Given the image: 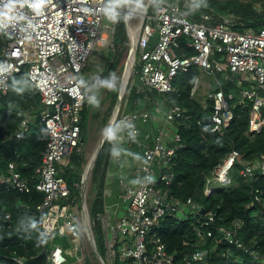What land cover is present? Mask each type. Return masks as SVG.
Returning a JSON list of instances; mask_svg holds the SVG:
<instances>
[{"label": "built area", "instance_id": "built-area-1", "mask_svg": "<svg viewBox=\"0 0 264 264\" xmlns=\"http://www.w3.org/2000/svg\"><path fill=\"white\" fill-rule=\"evenodd\" d=\"M107 2L42 0L40 7L34 9L33 0H0V34L5 42L4 58L0 59V92L6 94L12 77L25 70L40 95L44 109L39 119L48 133L36 183L31 184L17 163L9 162L5 169L0 168V187L25 194L33 190L43 193V200L35 207L41 214L40 233L49 238L60 235L75 240L73 251L76 255L78 241L84 232L94 248L91 223L85 206L79 202L82 199L84 203L86 178L80 197L72 199L61 166L68 165L67 159L80 149L83 140L82 113L91 104L89 101L98 81L91 78L87 85L82 74L96 46L105 39L102 30L108 12ZM9 3L13 5L10 9L7 7ZM190 7L188 0H150L142 15L137 38L133 37L134 27L127 19L131 43L129 53L130 57L133 56L131 74H136L138 82L150 91L169 93L175 90L180 74L199 69L215 83L206 95V100L213 102L212 131L223 134L235 118L234 107L241 105L249 109L250 133H260L264 130V27L239 31L235 29L237 22L231 15L217 18L203 13L193 19ZM221 75L235 85L236 92H225ZM102 82H105L104 78ZM200 87L198 76L192 89L193 96H197ZM206 100L201 101L204 107ZM185 113L182 106L170 105L166 119L174 122ZM17 114L21 121L15 137L19 139L28 130L32 115L24 109H19ZM117 116L118 113L115 119ZM149 117L148 112L122 114L118 127L127 140L136 142L141 133L140 123L148 121ZM180 140L176 131L174 144L169 146L159 134L154 144L144 150L135 185L125 186L119 194L125 213L110 232L107 216L104 213L99 215L107 232V253L112 255L109 264H115L116 259L121 264L174 263V255L169 253L162 239L151 236L153 228L166 215H186L202 209L192 198L187 199L185 206H180L169 196L168 187L175 179L172 169L175 145ZM157 160L158 179L153 171ZM239 161L243 164L240 171L243 177L254 179L259 173L264 175V156L257 161H244L241 153L233 149L215 169V179L222 185L231 183L230 172ZM213 188L207 187L206 192L211 193ZM261 195L262 191L256 189L255 199L261 200ZM4 219L10 220L11 213L5 212ZM214 222L211 213L196 228L197 233L201 235L204 228L208 230L207 235H212ZM243 224V220L236 219L231 227L219 229L230 243L246 249L240 234ZM71 253L70 248L55 244L48 253L49 264H65ZM208 253V249H198L186 264H195ZM77 259L82 260L78 255ZM13 260L16 264L26 262L18 255Z\"/></svg>", "mask_w": 264, "mask_h": 264}, {"label": "trees", "instance_id": "trees-1", "mask_svg": "<svg viewBox=\"0 0 264 264\" xmlns=\"http://www.w3.org/2000/svg\"><path fill=\"white\" fill-rule=\"evenodd\" d=\"M188 1L191 3L189 13L193 19L199 18L203 13L213 14L217 18L231 15L236 19L235 29L239 31L264 27V0ZM107 6L114 16L113 45L107 55L110 56V64L122 65L129 55L131 45L125 20V0H108ZM4 48L5 42L0 34V59L4 58ZM198 76L196 68L180 74L175 82V90L169 93H148L135 82H131L127 88L125 98L135 107L144 104L149 106L150 95V100L161 97L168 105H180L186 109L184 117L176 120L181 140L175 145L176 155L172 163L175 179L168 191L169 196L180 206H185L187 199L192 198L203 209L186 215H166L155 225L151 236H159L166 244L169 253L174 255L173 264H186L187 259L198 249H208L209 253L195 264H264V175L259 173L254 179L243 177L240 173L243 164L240 161L235 163L230 172L231 183L215 186L220 182L215 179L214 174L217 166L233 149L241 153L244 161L261 159L264 156V130L252 135L249 131V109L238 105L234 107L235 118L225 132H213L212 100H206L207 105L204 107L198 96L192 95ZM223 81L227 94L236 92L232 82ZM117 99L118 95L115 93L113 106ZM19 109L35 115V118L31 119L24 135L17 139L15 132L21 121L17 114ZM43 109L40 95L33 88L25 70L12 77L6 94L0 92V168L5 169L9 162L17 163L23 175L31 180V184L36 183L42 154L48 141L47 130L39 119ZM88 111V107H85L82 113L83 141ZM108 138L95 162L93 178L99 186L89 208L97 248L103 257L107 253L106 232L99 215L104 210L102 194L112 148L111 136ZM83 163V155L77 149L62 171L70 185L72 199L80 197ZM209 186L214 187L211 193L206 192ZM256 189L262 191L259 201L254 197ZM43 197V193L37 190L25 194L0 187V206L3 207L0 210V264H16L13 260L15 255L25 258V264H49L48 253L64 239L60 235L49 238L40 233L41 214L35 207ZM185 211L188 212L187 206ZM5 212L11 213L10 220L4 219ZM211 213L215 217L213 234L207 235L208 230L204 228L202 234H198L196 228ZM236 219L244 221L240 234L246 249L230 243L219 229L222 226L231 227ZM121 263L116 259L115 264Z\"/></svg>", "mask_w": 264, "mask_h": 264}, {"label": "rangeland", "instance_id": "rangeland-1", "mask_svg": "<svg viewBox=\"0 0 264 264\" xmlns=\"http://www.w3.org/2000/svg\"><path fill=\"white\" fill-rule=\"evenodd\" d=\"M150 0H141V4L139 7L136 6L135 0H125V20L133 25V27H138L140 26L141 20H142V15L144 14V11L148 5ZM142 11V12H141ZM113 13L112 12H107L106 18H105V23L103 27V34L105 39L100 42L99 45L96 46L89 62L86 67V69L83 72V79L85 82L89 83V80L91 77L95 78L98 80L97 82V88L93 92V97L95 98L96 101H98V104H96L94 110L91 111L89 115V121H88V127L85 132V139L83 143L80 145V152L83 155L84 158V163L82 166L81 170V183H80V188L82 190V185H83V176L84 172L86 170V166L90 160V157L93 155L94 152L97 151L98 147L100 146L104 136H105V131L107 126L109 125V122L114 114V111L117 107V103L113 106V96L116 93L120 95V88L122 86V80L124 77V72H125V67L127 64V61L129 59L130 53L128 57L126 58L125 62L122 65H114L110 64L111 59L110 56H108V52L111 50L113 42H112V33H113ZM224 67H226L225 63H222ZM105 79V82L113 85L112 88L106 87L105 82L101 83V79ZM220 79L223 81L224 77L220 76ZM100 80V82H99ZM213 78L206 77L205 80L203 81L204 83L201 89H199L197 96L199 99L206 100L205 96L207 95L208 91L212 88L215 87V83L213 84ZM135 82L136 85H138L141 89H145L148 91V93H153L154 91H150L146 87H144L141 83L138 82L136 78V74L133 75L131 74L129 83L127 85V88L130 83ZM127 89L125 91V94L123 95L121 99V103L118 109V116L115 119L113 125L111 126L107 136H106V141L107 138L110 135H113L114 132L116 131L118 127V120L119 117L124 113L123 105L128 101L125 96H126ZM148 100L151 101V106H153L152 101L150 100L152 96H148ZM117 99V102H118ZM155 100V99H154ZM108 143H109V138H108ZM107 143V145H108ZM71 158V157H70ZM70 158L67 159L70 161ZM67 161V162H68ZM95 166V165H94ZM63 171V167L61 168ZM93 170L94 167L85 181V187H84V203L82 202V199L80 202V205L83 204L85 206V212L87 215V219L91 223V227H93L92 224V219L90 216V204L94 200L97 194L98 190V184H96V180L93 178ZM222 184L216 183L215 186L220 187ZM81 190H80V195H81ZM93 230V229H92ZM98 238L100 239V235L97 234ZM107 245H108V240L105 239ZM79 242V251H78V257H81L82 260L79 261L77 259L76 253L73 251V247L76 244L75 241L70 242V251L72 252L71 254V261L74 262L75 264L77 263L76 261H79L80 264H102V262L99 260L97 257L94 248L89 241L86 233H83L82 239ZM112 256V255H111ZM108 253L105 254V257H103L104 261L106 264H109L110 260L112 259Z\"/></svg>", "mask_w": 264, "mask_h": 264}, {"label": "crops", "instance_id": "crops-1", "mask_svg": "<svg viewBox=\"0 0 264 264\" xmlns=\"http://www.w3.org/2000/svg\"><path fill=\"white\" fill-rule=\"evenodd\" d=\"M197 70L199 71V77L201 79V87H202L203 86L202 83H204L203 81L205 80L206 77L209 76L206 73L202 72L201 70L199 69ZM85 83L89 85L90 80L89 83L87 82ZM200 100L203 101V99ZM152 103L153 106H151V104L149 106H147L148 104L147 105L144 104V106L138 105L137 107H135L131 103V101L128 100L125 103V105H123V109H124L123 114L132 113V112H139V113L148 112L150 114L148 121L142 122L139 125L141 129V133L138 138V141L131 142L127 140L120 127H117L114 134L110 135L112 141V146H111L112 148H111L109 164L106 172L105 186L102 194L104 200V210L102 213H104L108 219V223H107L108 226L107 229L109 230L108 232H110V229L116 225L117 221L125 213V206L120 201L119 194L121 189H123L125 186L135 185L136 177L140 170V164L144 157L143 154L144 150L147 147H151L154 144L155 139L159 134H162V140L164 143L168 144L169 146L174 144L173 137L175 132L177 131V123L176 121L168 122L166 119L167 111L170 105H168L165 102V100L161 97H156L155 100L152 101ZM95 106L96 104L95 105L90 104L87 106L89 109L88 121H89V115L91 111L94 110ZM34 118L35 115H32L31 119L33 120ZM87 127H88V122H87ZM67 163H69V161ZM158 164L159 161L157 160L153 167V171L156 179L159 178ZM61 167H63L64 169V167L66 166L62 165ZM62 238L64 240L61 243V245L67 249L70 248V242L75 241L69 237H62ZM105 239H106V234H105ZM71 260H72L71 256H69V260L65 264H75ZM76 262H77L76 264H80L79 261Z\"/></svg>", "mask_w": 264, "mask_h": 264}, {"label": "bare ground", "instance_id": "bare-ground-1", "mask_svg": "<svg viewBox=\"0 0 264 264\" xmlns=\"http://www.w3.org/2000/svg\"><path fill=\"white\" fill-rule=\"evenodd\" d=\"M138 30H139V25H138V27L133 28L132 35H133L134 38H137ZM132 65H133V56H131L129 58L126 71L124 72V77H123V80H122V86L120 88V94L122 95V97L125 94V91L127 89V85L129 83V80H130V77H131V72H132L131 67H132ZM114 120H115V116L113 118H111V123L112 124H113ZM108 128L109 127L106 128L105 134L108 131ZM95 155H96V152H94L93 155L90 157V160H89V162H88V164L86 166V170H85V178H86V180L89 177V175H90V173H91V171H92V169L94 167Z\"/></svg>", "mask_w": 264, "mask_h": 264}, {"label": "water", "instance_id": "water-1", "mask_svg": "<svg viewBox=\"0 0 264 264\" xmlns=\"http://www.w3.org/2000/svg\"><path fill=\"white\" fill-rule=\"evenodd\" d=\"M129 58H130V56H129ZM128 61H129V59H128ZM128 61H127V64H128ZM127 64H126V67H125V71H126V68H127ZM131 69L133 70V67H131ZM121 99H122V95L120 94V95H119L118 102H117V107H116V109H115V111H114V114H113L112 118H113L114 116L116 117V115H117V113H118V107L120 106ZM111 124H112V123H111V120H110L109 125L107 126V127H109V128H108V131L106 132V134H105V136H104V138H103V140H102L100 146L98 147V149H97V151H96L94 165H95L96 159H97V157H98V154H99V152H100V150H101V148H102V146H103V144H104V142H105V140H106V136H107V134H108V132H109L111 126L113 125V124H112V125H111ZM82 142H83V140H82ZM82 181H85V172H84V176H83ZM83 186H84V185H83ZM2 209H3V207L0 206V210H2ZM202 210H203V209H201V211H202ZM90 236H91V241L94 243V251H95L97 257H98L99 260L102 262V264H106L105 261H104V259H103V257H102V255L100 254V252H99V250H98V248H97L96 241H95V236H94V233L91 231V229H90Z\"/></svg>", "mask_w": 264, "mask_h": 264}, {"label": "clouds", "instance_id": "clouds-1", "mask_svg": "<svg viewBox=\"0 0 264 264\" xmlns=\"http://www.w3.org/2000/svg\"><path fill=\"white\" fill-rule=\"evenodd\" d=\"M41 4H42V0H33L32 7H33L34 9H38V8L40 7ZM135 4H136L137 7H139L140 4H141V0H135ZM12 6H13L12 3H9V5H8L7 7L10 9ZM0 15H2V14H0ZM105 86H106V87H109V88H112V87H113V85H111V84H109V83H107V82H105ZM89 102H90L91 104H94V105H95V104H98V101H95L94 98L90 99Z\"/></svg>", "mask_w": 264, "mask_h": 264}]
</instances>
